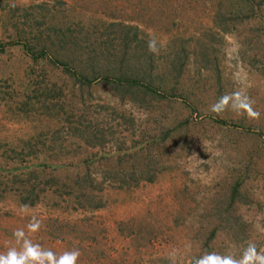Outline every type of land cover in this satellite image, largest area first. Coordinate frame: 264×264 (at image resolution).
Instances as JSON below:
<instances>
[{"label": "rangeland", "instance_id": "obj_1", "mask_svg": "<svg viewBox=\"0 0 264 264\" xmlns=\"http://www.w3.org/2000/svg\"><path fill=\"white\" fill-rule=\"evenodd\" d=\"M240 89L259 119L209 110ZM18 228L77 264L264 251V0H0V253Z\"/></svg>", "mask_w": 264, "mask_h": 264}, {"label": "clouds", "instance_id": "obj_2", "mask_svg": "<svg viewBox=\"0 0 264 264\" xmlns=\"http://www.w3.org/2000/svg\"><path fill=\"white\" fill-rule=\"evenodd\" d=\"M148 49L154 53L158 51L155 39L148 41ZM253 103L254 101L246 95L244 90L240 89L221 96L209 110L217 115L231 110L237 116L246 114L249 119H259L260 113L253 108ZM28 208V205H22L21 211L27 212ZM41 226V220L32 216L27 224V230L29 233H35ZM13 236L20 247L19 249L10 247L6 253H0V264H77L81 255L79 249H73L57 256L51 249H45L40 244L33 243L23 228L16 229ZM188 248L190 250L191 245H188ZM169 259L171 264H177L176 250L169 254ZM190 264H264V251H258L254 242H248L239 258L231 253L206 252L200 256H193Z\"/></svg>", "mask_w": 264, "mask_h": 264}, {"label": "trees", "instance_id": "obj_3", "mask_svg": "<svg viewBox=\"0 0 264 264\" xmlns=\"http://www.w3.org/2000/svg\"><path fill=\"white\" fill-rule=\"evenodd\" d=\"M111 28H125V26H122L121 24H116V25H111ZM137 30V35H135V38L134 39H136V41H137V36H138V34H139V32H138V28L136 29L135 28V31ZM123 41H124V43L122 44L123 46H126L127 47V42L125 41V39H123ZM119 61H122L121 62V65L120 66H124L125 65V55H123V57L121 58V59H118ZM79 79H81L82 80V77H79ZM87 79V78H86ZM85 78H83V80L85 81L86 80ZM82 80V81H83Z\"/></svg>", "mask_w": 264, "mask_h": 264}]
</instances>
